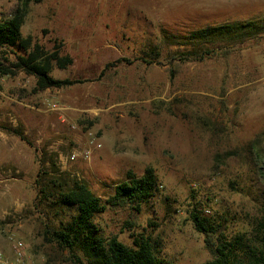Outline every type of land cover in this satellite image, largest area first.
<instances>
[{"label": "rangeland", "instance_id": "obj_1", "mask_svg": "<svg viewBox=\"0 0 264 264\" xmlns=\"http://www.w3.org/2000/svg\"><path fill=\"white\" fill-rule=\"evenodd\" d=\"M20 1L0 0V19ZM249 19L264 26V0L32 1L23 35L70 56L63 68L54 61L51 75L79 82L38 90L24 71L0 77L4 259L17 264L12 236L24 243L26 261L75 264L48 233L77 213L60 203V193L80 181L106 203L129 171L141 176L149 166L159 189L140 212L106 204L94 217L103 237L118 234L133 246L131 234L145 236L172 264H203L211 255L192 210L204 209L228 233L249 230L264 199V33L227 57L186 63H169L166 55L194 47L162 39ZM6 51L8 63L22 53ZM90 132L102 147L64 164L61 157L84 148Z\"/></svg>", "mask_w": 264, "mask_h": 264}, {"label": "trees", "instance_id": "obj_2", "mask_svg": "<svg viewBox=\"0 0 264 264\" xmlns=\"http://www.w3.org/2000/svg\"><path fill=\"white\" fill-rule=\"evenodd\" d=\"M32 1L40 0H21L10 17L0 19V77L14 76L24 71L36 77L38 90L62 88L79 82L51 75L54 61L63 68L72 62L70 56L47 51L39 42L33 44L31 36L23 35L22 27ZM263 33L264 26H260L257 20L249 19L209 25L189 32L184 38L165 33L162 39L174 45H192V50L178 49L166 55L169 63H186L214 56L227 57L235 46L258 38ZM217 44L226 48L218 52V48L209 47ZM15 48L22 53L17 54L16 62L8 63L6 50L14 52ZM151 53L149 55L153 56ZM154 54L160 56L161 51L156 49ZM5 129L25 139L18 129ZM257 143L258 139L251 141L250 149L258 150ZM261 168L264 180V159L261 160ZM54 183V186L59 184L57 181ZM159 185L157 173L151 166L141 176L129 171L126 179L116 184L114 193L104 203L88 185L75 181L70 188L60 193L59 201L64 206L75 208L77 213L62 226L49 228L50 239L70 252L75 258V264H172L158 256L150 238L131 234L134 245L129 246L119 239L118 234L103 237L94 221L95 215L106 209V204L129 207L140 212L142 206L155 195ZM58 186L62 189L63 185ZM45 189L42 188V191L47 194ZM259 205V218L249 222L251 228L234 234L226 232L224 222L206 215L204 209L197 207L190 212V219L195 229L203 234L205 246L211 255L203 264H264V199Z\"/></svg>", "mask_w": 264, "mask_h": 264}, {"label": "built area", "instance_id": "obj_3", "mask_svg": "<svg viewBox=\"0 0 264 264\" xmlns=\"http://www.w3.org/2000/svg\"><path fill=\"white\" fill-rule=\"evenodd\" d=\"M88 137H89L88 143L84 148H78L73 150L71 154H69V156L65 158L61 157V160L64 164L68 163L69 161H76L79 158L90 159L92 157L94 150L100 149L102 147V143L99 142L98 138L93 132H90ZM10 240L13 245L17 264H36L34 262L26 261L25 252H24L25 246L22 241L17 240L12 236L10 237ZM0 264H10L4 259V254L1 251H0Z\"/></svg>", "mask_w": 264, "mask_h": 264}]
</instances>
